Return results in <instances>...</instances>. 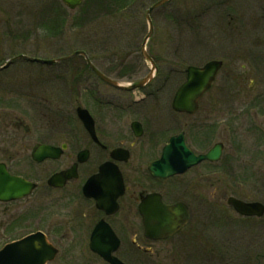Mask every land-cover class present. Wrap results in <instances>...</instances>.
Wrapping results in <instances>:
<instances>
[{
    "label": "rangeland",
    "instance_id": "374dc122",
    "mask_svg": "<svg viewBox=\"0 0 264 264\" xmlns=\"http://www.w3.org/2000/svg\"><path fill=\"white\" fill-rule=\"evenodd\" d=\"M103 1L82 0L71 9L62 0H0V65L18 54L50 60L82 50L97 69L149 67L140 57V46L148 30L145 11L156 0H121L125 6L111 10L101 7ZM226 1L167 2L151 12L153 32L146 42L159 67V77L166 76L169 83L167 103L145 102L149 105L145 117H167L168 135L183 130L195 153L205 152L216 142L223 144L218 161L199 163L174 179L178 184L199 177L214 194V214L210 221L200 218L199 245L190 249L189 256L197 264H224L223 252L218 260L203 247L208 234L215 244V256L229 242L232 249L264 246V214L246 218L226 203L233 196L264 204V3L243 1L248 5V24L246 31L240 32L238 24H228ZM81 14L84 22L79 19L76 25L73 21ZM128 50L135 53L125 57ZM211 59L220 60L222 68L200 100L198 111L193 115L172 112L170 99L185 78V68ZM114 92L98 81L81 56L51 64L17 58L0 69V117H54L56 130L72 129L80 135L78 106L93 117H137L131 111L118 113ZM65 163L63 157L54 165L59 168ZM48 218L12 232L0 225V247L29 230L42 228L60 245L54 260L47 264H91L83 250L64 247L60 235L51 234L59 229L56 217L53 221L52 215ZM231 259L239 261L238 256Z\"/></svg>",
    "mask_w": 264,
    "mask_h": 264
},
{
    "label": "flooded vegetation",
    "instance_id": "af4514ba",
    "mask_svg": "<svg viewBox=\"0 0 264 264\" xmlns=\"http://www.w3.org/2000/svg\"><path fill=\"white\" fill-rule=\"evenodd\" d=\"M243 1H226L228 24H238L240 32H245L248 24V5ZM133 53L128 50L124 56ZM147 53L152 57L148 50ZM140 57L146 62L141 53ZM152 59L155 61L154 57ZM98 71L117 83L113 86L96 76L100 83L115 91L114 107L118 113L131 111L137 117H91L94 136L78 117L75 124L80 127V135L72 129L56 130L54 117H0V225L12 232L30 222L34 225L50 220L48 216L52 215L51 221L56 217L59 230L51 234H59L64 247L83 250L86 261L91 264H111L112 258L123 264H197L189 255L199 245L197 224L200 218L210 221L214 214V194L209 193V185L200 182L199 177H195L194 182H174L192 167L165 178L153 176L149 171L150 165L161 157L169 137L183 131L168 135L167 117L144 115L149 106L145 102L167 103L168 78L159 77L155 61L151 79L142 87L126 90L120 86L138 83L151 72V66L118 65ZM171 100L172 97L170 106ZM63 145L58 158L45 157L37 161L33 157L40 146L55 150ZM80 152L84 157L82 162L77 161ZM63 157L66 163L56 168V160ZM74 165L73 176L59 185L49 183L52 175ZM5 175L22 181L12 183ZM16 190L27 192L9 198ZM56 191H64V194L55 195ZM142 202L158 208L160 204H178L180 209L175 216L178 221L186 217L185 224L168 227L165 219L163 226L157 225L154 218H148V213L142 211ZM35 232L43 233L58 249L59 243L51 240L42 228L29 230L10 241ZM207 237L209 241L203 240V247L218 260H222L219 254L223 252L224 264H264L261 243L239 249H232L231 242L225 243L215 256V244L209 234ZM233 256L239 257L237 263L232 261Z\"/></svg>",
    "mask_w": 264,
    "mask_h": 264
},
{
    "label": "water",
    "instance_id": "95a60500",
    "mask_svg": "<svg viewBox=\"0 0 264 264\" xmlns=\"http://www.w3.org/2000/svg\"><path fill=\"white\" fill-rule=\"evenodd\" d=\"M168 0H159L153 5H151L146 13L145 17L148 21L149 30L144 38V42L141 46L142 56L147 59L152 67H154L153 61L144 51V43L147 38L152 33V25L149 18V13L158 7L159 5L167 2ZM64 4H66L69 8L73 9L81 3V0H62ZM81 54L86 58V54L82 51H76L73 54L62 57L58 59L51 60H41L38 58H30L26 56H19L26 58L30 61H37L43 63H54L60 60L67 59L71 56ZM87 59V58H86ZM11 61V60H10ZM8 61L6 63L9 64ZM91 69L102 79L107 81L110 84L114 85V82L105 78L91 65L89 60L87 59ZM222 62L219 60H210L203 64L200 67L197 66H188L185 69L186 77L184 82L177 88L172 102L171 107L176 112H183L187 114H193L197 110L198 100L201 96L206 92L214 80L218 70L221 67ZM149 76L138 84L132 86H122L125 89L131 90L136 87L142 86L147 80ZM76 115L80 118L82 123L87 127L90 131V134L93 133V122L91 120V115L89 112L81 107L76 108ZM222 143H215L206 153L195 155L191 150H189L185 143L183 133H179L175 136H172L168 143L164 146L161 158L153 163L149 169L154 176L166 177L169 175H174L178 173L184 172L187 168L192 165L199 163L202 160L207 161H217L221 155ZM61 149L56 148L55 150L49 149L48 147H40L34 151L33 156L36 160H41L44 157H58L60 155ZM84 160L82 157V152L78 154V161L81 162ZM74 170V168H73ZM72 170H68L67 172H60L51 177L49 183L51 184H61L66 178L72 176ZM74 174V173H73ZM10 182L12 183H20L21 180L19 178L8 177ZM27 191L16 190L13 193L9 194V198L19 197L25 194ZM6 196H4L5 198ZM227 203L231 205L236 212L244 216H252L255 215L260 217L264 213V205L259 202H244L242 200L236 199L234 197H228ZM143 204L140 206L143 212L148 213V218H154L157 222V225L164 224V220L166 219V225L168 227L172 226H181L185 222V217H181L180 220H177L175 216L179 211L178 204L172 206H163L160 204L159 208L153 204L149 205L147 203L144 206ZM171 232V231H170ZM168 232V233H170ZM166 233V234H168ZM165 234V235H166ZM164 235V234H163ZM160 235V236H163ZM57 250L46 241L45 236L40 233L29 234L19 240L10 242L5 244L0 249V264H45L47 261H51ZM111 264H122L116 258L111 259Z\"/></svg>",
    "mask_w": 264,
    "mask_h": 264
},
{
    "label": "trees",
    "instance_id": "16d2710c",
    "mask_svg": "<svg viewBox=\"0 0 264 264\" xmlns=\"http://www.w3.org/2000/svg\"><path fill=\"white\" fill-rule=\"evenodd\" d=\"M104 1H106V0H104ZM104 1H103V3L101 4V7H107L109 10H111V8L112 7H116L117 9H119V8H123L124 6H122V3H120V1L121 0H107V2H105L104 3ZM132 1L133 0H128V2L129 3H132ZM120 4H121V6L122 7H120ZM128 4V3H127ZM84 14V13H83ZM81 17H78V18H76L73 22L77 25L78 23H76V22H78L79 21V19L80 20H82L83 22H84V16L81 14L80 15Z\"/></svg>",
    "mask_w": 264,
    "mask_h": 264
}]
</instances>
